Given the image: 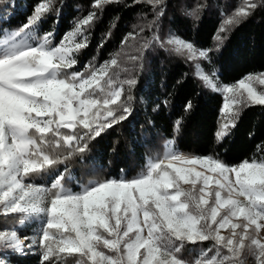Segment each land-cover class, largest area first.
<instances>
[{"label": "snow or ice", "instance_id": "obj_1", "mask_svg": "<svg viewBox=\"0 0 264 264\" xmlns=\"http://www.w3.org/2000/svg\"><path fill=\"white\" fill-rule=\"evenodd\" d=\"M148 2L152 15L139 33H126L121 50L100 62L92 57L80 70L73 66L88 44L94 11L73 18L57 39L58 13L42 30L56 11L55 0H34L15 28L9 25L19 6L15 0L0 3V213L6 221L8 214L18 217L0 228V264H15L27 254L37 255L39 264H66L69 257L74 264H264V156L230 164L215 154L183 153L173 137L165 139L162 155L147 156L132 176L121 169L118 176L80 183L73 174V159L90 161L93 172L103 169L85 153L113 125L132 121L134 88L151 95L152 81L139 85L137 74L158 48L186 56L195 78L222 91L217 140L235 127L244 106L264 105V90L253 87L254 81L264 84V71L227 83L214 63L231 29L264 7V0L222 10L227 18L211 47L173 29L164 33L165 0ZM104 4L94 0L97 8ZM200 7L187 14L198 17ZM145 29L149 34L140 35ZM159 107L154 104L153 111ZM191 108L188 99L183 109ZM182 123V116L174 120L173 133ZM129 126L135 132V122ZM37 176L46 182H33ZM20 226L32 234L19 235Z\"/></svg>", "mask_w": 264, "mask_h": 264}, {"label": "trees", "instance_id": "obj_2", "mask_svg": "<svg viewBox=\"0 0 264 264\" xmlns=\"http://www.w3.org/2000/svg\"><path fill=\"white\" fill-rule=\"evenodd\" d=\"M186 1L188 5L184 7V0H165L167 9L166 19L161 26L163 32L173 29L197 46L211 47L214 34L225 16L222 10L229 12L237 0H205L198 17L187 14V10L193 9V2L196 6L197 0ZM33 3L34 0H15V5L19 7L17 15L12 17L10 28L24 22ZM55 9L45 20L42 30L52 25L53 17L58 13V22L55 24L57 39L71 29L73 18L82 17L88 11L96 13L94 22L88 28V44L77 57L78 65L73 66L76 70H80L92 57L100 62L107 59L110 53L121 50L120 42L125 34L134 32L136 28L133 25L142 24L152 15V5L148 0H105L102 9L94 5V0H55ZM148 34L145 29L143 36ZM101 39H104L102 46ZM221 51L223 55L219 59L214 56L221 82L232 83L246 73L264 71V7L258 6L231 29ZM203 64L208 70L209 65L206 62ZM193 72V65L185 57L158 48L137 74L139 85H143L145 79L152 81L151 95L143 92L140 87L134 88L133 107L136 111L132 121L113 125L110 132L102 134V139L91 144V152L85 153L86 157H96V164L103 165L102 170L93 172L90 161H71V169L79 182L86 183L97 175L118 176L121 169L132 176L141 170L147 156L162 155L165 139L173 137L175 146L183 153L215 154L230 164L253 156L258 159L264 156V105L245 106L240 111L235 127L229 126V133L217 140L215 133L221 123L220 110L224 96L204 86L200 79L194 77ZM142 96L144 103L140 101ZM165 98L167 105L162 103ZM188 99L192 101V108L185 112L183 104ZM154 104L160 105L156 111H153ZM180 116L183 117L182 128L178 133H173V122ZM132 122H135V132L129 126ZM34 181L45 183L46 178L37 176ZM17 219L13 214H8L6 221L0 213V228L6 222L11 226ZM20 233L22 236L32 234L22 226ZM15 264H39L38 256H17ZM66 264H74L71 257L66 258Z\"/></svg>", "mask_w": 264, "mask_h": 264}, {"label": "rangeland", "instance_id": "obj_3", "mask_svg": "<svg viewBox=\"0 0 264 264\" xmlns=\"http://www.w3.org/2000/svg\"><path fill=\"white\" fill-rule=\"evenodd\" d=\"M204 1H205V0H197V2H196V6L199 4V5H201V6L203 7V5H205V3H206V2H204ZM186 3H188V1L185 2V0H184V4H183L184 7H185V6L187 7L188 4H186ZM194 3H195V2H193V4H192V7H193V8L196 7ZM197 3H198V4H197ZM244 3H245V0H237V2L234 4V6L231 8V10H230L228 13H231L232 11L235 10L236 7H239V6L243 5ZM185 4H186V5H185ZM202 7H200L199 12H200V10L202 9ZM226 18H227V17H226V15H225L223 19H226ZM140 25H141L140 23L137 25V28L135 29L134 32L139 33V26H140ZM143 34H144V32H143V33H140V35H143ZM127 43H128V41L125 42V44H127ZM180 55H182V54H180ZM182 56L186 58V56H184V55H182ZM121 58L123 59V55H122ZM186 59H187V58H186ZM190 62H191V64L193 65V68H194V63H193V61H190ZM203 67H204V69L206 70L204 64H203ZM206 71H207V70H206ZM219 80H220V78H219ZM220 81H221V80H220ZM202 83H203V82H202ZM203 85L206 86V87H208V88H210L209 86L205 85L204 83H203ZM253 87H254L257 91H262V90H264V84H260L259 81H254V82H253ZM210 89H211V88H210ZM242 91H243V90H242ZM217 92L222 93V91H217ZM222 95H223V93H222ZM224 99H225V98H224ZM244 107H245V106H244ZM244 107H243V108H244ZM243 108H242V109H243ZM242 109H241V110H242ZM222 121H223V115L221 116V122H222ZM198 167H199V166H198ZM233 179H234V176H233ZM33 182H35V183H42V182H39V181H33ZM221 231L224 232L225 234L228 233V229H222ZM18 234L22 236V234L20 233V231H18ZM260 235H261L262 237H264V230H261ZM249 259H251V258H249Z\"/></svg>", "mask_w": 264, "mask_h": 264}]
</instances>
